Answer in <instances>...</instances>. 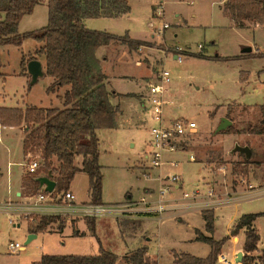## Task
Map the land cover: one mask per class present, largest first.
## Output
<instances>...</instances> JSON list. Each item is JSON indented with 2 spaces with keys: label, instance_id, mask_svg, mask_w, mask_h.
<instances>
[{
  "label": "rangeland",
  "instance_id": "1",
  "mask_svg": "<svg viewBox=\"0 0 264 264\" xmlns=\"http://www.w3.org/2000/svg\"><path fill=\"white\" fill-rule=\"evenodd\" d=\"M127 1L129 12L113 19L100 18L99 21H110L109 29L99 25L97 30L121 36L128 33L132 39L145 44L130 49L115 42L105 54L112 63L127 61V64L111 66L107 63L103 71L118 92H136L142 83L155 81L162 68L168 70L169 100L163 108L164 120L183 118L195 121L197 127L179 139L175 149L162 150L161 165L153 166L150 128L156 122L144 113L136 97L123 95L115 99L113 102L119 108L115 126L96 131L98 160L102 166V203L115 211L116 208L122 211L139 206L155 207L163 184L169 183L167 176L176 174L180 186L175 188L170 184L162 201L164 209L160 213L155 210L153 213L158 215L147 218L143 224L150 238L148 254L157 264H172L174 251L198 256L207 254L209 245L193 240L194 228L204 230L202 210L213 211L215 240L228 237L230 228L241 215L260 214L254 220L259 234L257 250L249 253L258 255L264 248V193L257 194L264 189V135L241 131H249L257 123L259 106L264 104V56H251L264 53V20L238 27L224 10V0H162L164 9L158 17L155 8L158 0ZM47 17L46 0H41L32 13L20 21L19 32L41 28L46 25ZM164 23L167 27L162 28ZM159 28H162L160 33ZM38 45L35 40L26 38L20 45L0 47V108L60 106L56 94L46 91L51 81L48 75L42 73L33 81L29 73H21V70L26 71L27 64L26 61L21 66L22 56L27 59L34 55ZM248 47L252 51L243 53ZM175 54L181 55L180 62L174 58ZM36 56L45 66L44 57ZM122 74L131 77H118ZM222 118L230 120L231 124L217 131ZM21 126L0 123V205L16 197L22 174L28 179L38 172H26V161L35 156V151L30 156L22 154L24 129ZM236 145L249 146L250 161L260 164L250 163L244 171V155L232 152ZM80 161L81 156H78L75 164L79 165ZM52 164L55 166L56 160L53 159ZM69 189L76 202L90 200L84 172L75 174ZM208 189H212L214 196H205ZM23 191L29 195L37 192L32 187ZM60 192L55 190V193ZM183 192L189 195L198 192V197L182 199ZM112 210L103 215V219L116 215ZM41 216L44 215L21 219L17 225L9 222V215L0 210V264H26L31 253H97L98 241L91 232L86 236H72L74 222L94 221L93 218L59 217L65 223L63 233L57 230L59 222L56 221L25 244L30 227ZM111 218L115 222V218ZM79 228L87 229V225L81 222ZM98 230L103 232L99 226ZM235 236L237 241L232 240L234 236L225 239L218 257L226 253L229 261L241 264L234 261L236 255L233 254L239 250L245 255L244 229H239ZM10 243H18L25 249L10 252ZM116 243L115 252H121L123 245L119 240ZM216 264H221L218 258Z\"/></svg>",
  "mask_w": 264,
  "mask_h": 264
},
{
  "label": "trees",
  "instance_id": "2",
  "mask_svg": "<svg viewBox=\"0 0 264 264\" xmlns=\"http://www.w3.org/2000/svg\"><path fill=\"white\" fill-rule=\"evenodd\" d=\"M41 0H0V47L6 44L20 45L26 38L35 40L39 47L34 55H23V67L36 55L45 59L44 73L52 78L47 92L68 86L61 95L62 107H38L34 105L22 108H0L2 125H24L22 141L23 154L30 148L39 151L42 167L27 179V187L35 191L39 188L36 177L51 173L55 181V190L67 191L78 171L84 172L88 178L89 202L102 204V171L99 164V140L96 131L100 128H113L119 111L117 105L110 101L113 92L108 89L106 76L101 68V61L96 50L110 42H120L130 49L144 45V41L132 39L125 33L113 35L107 31L89 29L84 24L86 18H117L129 12L127 0H46L47 23L41 28L19 32L18 24L23 16L31 14L35 5ZM223 8L238 27L255 25L264 20V0H224ZM250 53V52H249ZM250 55V54H249ZM261 57V55L251 54ZM1 67V62H0ZM0 76H2L0 72ZM239 132V131H238ZM250 134L264 135V104L259 106V119L252 125ZM252 155V154H251ZM81 156L80 165L75 159ZM56 160V165L52 160ZM260 164L259 161L244 160L247 171L248 164ZM263 214V213H261ZM260 214H243L230 228L229 236L238 234L244 229L245 239L241 264H264V248L258 255L249 253L257 250L259 234L253 222ZM205 236L195 229V239L207 243L210 251L205 257H197L190 253L173 252V264H216L225 237L215 240L213 211L202 210ZM58 221V231H62L65 223L59 217L41 216L29 229L37 233L51 223ZM92 234L93 220L86 221ZM73 234L76 231L73 230ZM116 255L104 250L99 245L95 255L75 254H43L31 264H115Z\"/></svg>",
  "mask_w": 264,
  "mask_h": 264
},
{
  "label": "built area",
  "instance_id": "3",
  "mask_svg": "<svg viewBox=\"0 0 264 264\" xmlns=\"http://www.w3.org/2000/svg\"><path fill=\"white\" fill-rule=\"evenodd\" d=\"M155 8L158 17L162 14L164 9L163 1L158 0ZM165 27H167L166 23L163 24L162 28ZM162 28H159V33ZM175 59L180 62L182 59L181 55L175 54ZM169 82L170 73L168 70L162 68L157 74V79L146 84V93L142 99V106L145 113L150 115L151 119L156 122V125L150 128L152 146L154 147V151L151 154V163L153 166L161 165L162 150L175 149L178 145L179 139L192 133L197 127L195 121L183 118H176L167 122L164 120L163 108L168 103L166 94ZM31 152H34L35 156H30ZM27 154L30 156V159L28 162L26 161V172L34 174L42 165L40 153L36 149L30 148L26 152V155ZM190 158H192V156H190ZM167 179L169 183L163 184V187L160 190L158 205L154 207L158 212H161L164 209L162 201L164 194L168 193L170 190V184L173 183L175 188L180 186V184L177 183L179 181L178 175L173 174L167 176ZM250 188L253 189L251 186ZM260 193H264V189L258 191L257 194ZM205 196H214L212 189H208L207 195ZM197 197L198 192H194L192 195H189L187 192H183L182 194V199L186 200H191ZM116 209V211L115 209L112 210L111 207H107L104 204H95L91 202L79 203L75 201V195L70 190L55 193L54 188L51 192H46L44 190V185L41 186L35 194L29 195L25 200L8 202L0 205V210L9 215V222L17 225H19V220L26 219L27 217L32 218L35 215L96 218L107 215L109 212L111 213V210L113 213H121L123 211H121L120 208ZM8 248L10 252H17L22 247L18 243H10ZM218 259L221 261V264H234L233 261L227 259L225 254L219 256Z\"/></svg>",
  "mask_w": 264,
  "mask_h": 264
},
{
  "label": "crops",
  "instance_id": "4",
  "mask_svg": "<svg viewBox=\"0 0 264 264\" xmlns=\"http://www.w3.org/2000/svg\"><path fill=\"white\" fill-rule=\"evenodd\" d=\"M25 16H23L22 19ZM1 17H2V14H0V18ZM100 18H104L106 20L113 19V18H107V17L86 18V19H84V24L89 29H94V30L100 29L99 25H103V27H105L104 29H109L108 27H109V22L110 21H99ZM19 25H20V22L18 24V31H19ZM103 31H106V30H103ZM111 34H113V33H111ZM113 35H116V34H113ZM117 36H121V35H117ZM139 41H141V40H139ZM114 43H115V41H112L108 45L101 46V47H99L96 50V55L101 61L102 71H103L104 64H107V63H108V65L111 64V66L120 65V64H127V61H125V62L122 61V63H120L119 61L117 63H112L111 59L105 54L107 49L110 48V46L112 44H114ZM118 43H120V42H118ZM122 46H124V44ZM38 47H39V45H38ZM251 51H252V48H251ZM40 56H43V55H40ZM174 58H175V55H174ZM35 59L40 62L41 70L44 73L45 66H43L41 60L39 58H37V56H36ZM21 73H24V74L27 73L28 74V72H27V64H26V71L25 70H21ZM104 74L106 76L107 87H108L109 90H111L113 92V95L110 98V101H111V103L113 105H117L118 106V104H116L113 101L115 99L121 98L123 95L136 97V99L142 105V101H143L142 99H143V96H144L142 94H144V90H145V85L144 84H146L145 82L142 83L143 86H140V88L136 92L135 91L134 92H118L113 87V85L111 84L109 76L105 72H104ZM118 77L125 78V77H131V76L122 74V75H119ZM51 82H52V78H51L50 83ZM67 88H68V86H64V88H58V89L55 90L54 93L56 94L57 99L59 100V105L60 106H54V107H57V108H61L62 107L61 99L59 98L58 95H61L64 92V90L67 89ZM60 89H62L61 92H60ZM166 99H167V101L169 100L168 99V94H166ZM21 127H22V129H24V125L23 124H22ZM22 154H23V148H22ZM79 165H80V163H79ZM23 173H24V170H23ZM40 176H44V175L41 174ZM26 183H27V178H25L24 174H22L21 175V179H20V185L17 188L16 197L14 199H11L10 202H18V201H21V200H25L27 197H29V194L24 193V191H23V189L27 188ZM252 186H254V185H252ZM39 188H40V186H39ZM102 204H104V203H102ZM165 210H167V209H165ZM153 212H156L154 207H142V206H139V207L134 208V209L133 208L125 209L121 213H116L115 212L116 215L109 216V217H107V219L106 218L103 219V216L93 218V219H95L93 221V231H94L93 233L94 234L90 233L88 225L83 219L82 220H78V221H76V222H74L72 224L73 230L76 231V234H73V230H72V236H86L87 234L93 235L95 238H97L98 245H101L104 250L110 251V252H112V253H114L116 255L117 258H116L115 264H157V261L154 260V257H151L148 254V247H147V243L148 242L147 241H149L150 238L147 237V232H146L145 228L143 227V224H145V222H146L145 220L147 218L154 217V216L158 215V213H153ZM200 215H201V213H200ZM111 217L115 218L116 224H115V222H113ZM176 217H178V216H176ZM178 220H181L180 216L178 217ZM81 222H84L87 225V229L79 228V224ZM98 226H99V228L100 227L102 228L103 235H102V233L99 232ZM253 226H254V222H253ZM254 228H255V226H254ZM195 229H198V228H194V238H193V240L198 241V240L195 239V236H196L195 235ZM63 230H64V228L62 229V231H59V233L60 234L63 233ZM198 230L200 232H202L203 234L207 233V234H204L205 236H210L211 235L210 233H208L205 230V221H204V230L203 231L200 230V229H198ZM37 233H35L36 236H37ZM230 237H233V236H229V238ZM234 239H236V241H237L238 237L234 235L232 240H234ZM117 240H119V243H121V245H123V246H120L122 250H121V252H118V253H116L115 250H114L115 246H117V243H116ZM98 248H99V246H98ZM258 248H261V247L258 246ZM21 249H25V246L22 247ZM209 251H210V246H209ZM209 251L207 252V254L209 253ZM238 251L239 250L235 251L233 256H235ZM97 253H98V250H97ZM177 253H187V252H177ZM43 254L44 253H41V254L40 253L28 254L29 258H28L26 264H31L33 261L39 260V258ZM46 254H48V253H46ZM207 254L200 255V256L195 255V256H197V257H205ZM38 255H40V256L38 257ZM61 255H63V254H61ZM80 255H82V254H80ZM84 255H87V254H84ZM192 255H194V254H192ZM225 256H227L226 253H225ZM172 264H173V254H172Z\"/></svg>",
  "mask_w": 264,
  "mask_h": 264
},
{
  "label": "water",
  "instance_id": "5",
  "mask_svg": "<svg viewBox=\"0 0 264 264\" xmlns=\"http://www.w3.org/2000/svg\"><path fill=\"white\" fill-rule=\"evenodd\" d=\"M251 51V48H245L242 50L243 53H249ZM27 72L31 75L32 80L35 81L39 75H41L43 72L41 70V64L36 59H31L27 63ZM231 124V121L222 118L220 124L217 127V131L225 130L229 125ZM232 152H238L240 154H243L246 159L250 158L251 156V150L249 146H239L236 145L234 149H232ZM36 181L39 183V186L44 185V190L46 192H51L55 188V181L51 178V173L48 172L47 175L44 176H38L36 177ZM36 236L35 233H30L25 241V244H27L32 238ZM243 257L242 251H238L235 257L236 263H241Z\"/></svg>",
  "mask_w": 264,
  "mask_h": 264
}]
</instances>
